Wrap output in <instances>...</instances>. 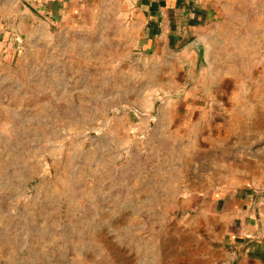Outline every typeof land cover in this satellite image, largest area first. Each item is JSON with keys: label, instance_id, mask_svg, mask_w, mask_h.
<instances>
[{"label": "rangeland", "instance_id": "374dc122", "mask_svg": "<svg viewBox=\"0 0 264 264\" xmlns=\"http://www.w3.org/2000/svg\"><path fill=\"white\" fill-rule=\"evenodd\" d=\"M225 13L137 44L0 36V264H202L191 193L227 177L202 146L264 126V23Z\"/></svg>", "mask_w": 264, "mask_h": 264}, {"label": "crops", "instance_id": "0c3cea01", "mask_svg": "<svg viewBox=\"0 0 264 264\" xmlns=\"http://www.w3.org/2000/svg\"><path fill=\"white\" fill-rule=\"evenodd\" d=\"M189 6L191 13L184 10L182 15L187 17L183 25L188 29L203 21L215 22L232 7H255L264 23L260 17L264 0H0V36L4 49L16 37L40 48L46 39L48 43L61 38L88 40L89 29L95 28L98 40L132 38L137 44L152 38L151 31L144 34L149 24L170 25L169 13ZM259 35L263 39L260 29ZM257 104L263 105L258 111L264 119V87ZM258 123L238 132V144L233 143L232 132L220 126L219 130L229 133L228 142L222 148L202 146L211 158L218 154L216 159L227 176L223 189L206 194L190 191L191 212L207 219L202 244L205 241L209 252L199 258L202 264H264V126ZM257 144L262 148L256 150Z\"/></svg>", "mask_w": 264, "mask_h": 264}, {"label": "trees", "instance_id": "16d2710c", "mask_svg": "<svg viewBox=\"0 0 264 264\" xmlns=\"http://www.w3.org/2000/svg\"><path fill=\"white\" fill-rule=\"evenodd\" d=\"M178 16V18H177ZM173 21V22H172ZM171 23L172 24H184L185 19L182 17V14L176 15V16H171Z\"/></svg>", "mask_w": 264, "mask_h": 264}, {"label": "water", "instance_id": "95a60500", "mask_svg": "<svg viewBox=\"0 0 264 264\" xmlns=\"http://www.w3.org/2000/svg\"><path fill=\"white\" fill-rule=\"evenodd\" d=\"M196 42H197V43L192 44V45H190V46L188 47V51H189L190 53H192V52L194 51V49L196 48V46H198L199 49H200L201 41H196Z\"/></svg>", "mask_w": 264, "mask_h": 264}]
</instances>
